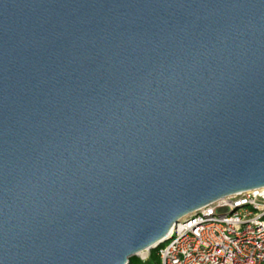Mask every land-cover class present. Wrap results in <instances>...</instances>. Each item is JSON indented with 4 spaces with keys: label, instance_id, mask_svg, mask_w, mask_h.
<instances>
[{
    "label": "water",
    "instance_id": "1",
    "mask_svg": "<svg viewBox=\"0 0 264 264\" xmlns=\"http://www.w3.org/2000/svg\"><path fill=\"white\" fill-rule=\"evenodd\" d=\"M264 188V0H0V264H130Z\"/></svg>",
    "mask_w": 264,
    "mask_h": 264
},
{
    "label": "built area",
    "instance_id": "2",
    "mask_svg": "<svg viewBox=\"0 0 264 264\" xmlns=\"http://www.w3.org/2000/svg\"><path fill=\"white\" fill-rule=\"evenodd\" d=\"M154 250L160 264H264V188L181 218Z\"/></svg>",
    "mask_w": 264,
    "mask_h": 264
},
{
    "label": "trees",
    "instance_id": "3",
    "mask_svg": "<svg viewBox=\"0 0 264 264\" xmlns=\"http://www.w3.org/2000/svg\"><path fill=\"white\" fill-rule=\"evenodd\" d=\"M130 264H160L158 251L152 250L150 253L149 260H147L146 262H143L139 258H132L130 259Z\"/></svg>",
    "mask_w": 264,
    "mask_h": 264
},
{
    "label": "bare ground",
    "instance_id": "4",
    "mask_svg": "<svg viewBox=\"0 0 264 264\" xmlns=\"http://www.w3.org/2000/svg\"><path fill=\"white\" fill-rule=\"evenodd\" d=\"M147 252H148V251H145V252L141 253V254H140V257H142V258H146V257H147Z\"/></svg>",
    "mask_w": 264,
    "mask_h": 264
},
{
    "label": "rangeland",
    "instance_id": "5",
    "mask_svg": "<svg viewBox=\"0 0 264 264\" xmlns=\"http://www.w3.org/2000/svg\"><path fill=\"white\" fill-rule=\"evenodd\" d=\"M151 252H147V255H150ZM140 259V258H139Z\"/></svg>",
    "mask_w": 264,
    "mask_h": 264
}]
</instances>
